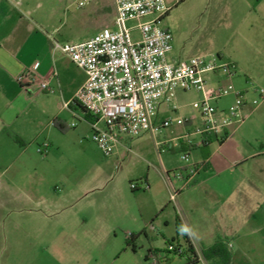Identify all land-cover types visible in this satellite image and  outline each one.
<instances>
[{"label": "rangeland", "instance_id": "rangeland-1", "mask_svg": "<svg viewBox=\"0 0 264 264\" xmlns=\"http://www.w3.org/2000/svg\"><path fill=\"white\" fill-rule=\"evenodd\" d=\"M79 1L23 0L34 23L42 21L34 24L36 38L48 39L51 47L53 41H85L92 28L80 25L79 19L89 10L93 18V8L107 0H93L82 7ZM210 1L180 0L161 18L158 26L171 34L174 47L184 54L178 60L167 55L169 62L195 57L190 54L216 37L218 13ZM104 21L99 18V25L109 18ZM54 28L58 29L54 32ZM131 36L134 41L139 39L136 30ZM23 93L25 105L15 110L0 108V264H150L145 260L143 241L142 246L136 243L134 251L125 244L132 226L128 218L138 217L139 209L150 215L153 203L163 199L158 187L149 190L143 184L133 191L129 184L140 183L141 175L160 166L155 142L172 141L174 151H165L167 167L186 165L176 138L200 122L191 108L200 95L174 90V99L163 100L171 109H162L153 117L155 125L167 119L171 125L154 136L142 133L132 138L130 152L115 158L102 155L89 139L78 143L70 130L60 133L52 127L49 119L57 108L53 94ZM191 118L194 125H183ZM14 135H21L23 146L14 141ZM45 143V154H39L37 149ZM215 147L214 143L210 150ZM253 164L263 168L264 158ZM167 205L161 216L174 215L172 202Z\"/></svg>", "mask_w": 264, "mask_h": 264}, {"label": "crops", "instance_id": "crops-1", "mask_svg": "<svg viewBox=\"0 0 264 264\" xmlns=\"http://www.w3.org/2000/svg\"><path fill=\"white\" fill-rule=\"evenodd\" d=\"M179 1L164 0L168 8ZM210 3L218 13L216 37L208 39L202 48L190 55H217L221 62L235 65L232 78H226L217 71L208 74L205 80L208 84H230L234 91L243 94V111L248 116L243 123L227 128L222 141L210 137L204 145L190 149V163L196 166V174L177 193L172 202L174 215L169 216H161L168 209L169 201L170 185L165 172L171 174L184 165L167 167L166 152L174 150L172 141L164 145V150L157 153L160 166L141 175L139 178L143 180L138 188L141 189L143 184L149 190L158 187V196L163 201L153 203L150 215L139 209L138 217L128 218L132 224L129 233L132 234L134 250L136 243L141 242L142 246L143 241L142 248L148 262L151 255L157 254L163 257L164 264H264V167L258 168L253 164L256 159L264 158V99L256 106L251 104V100L256 98L254 90L264 89V0H211ZM93 11V18L91 10L84 11L83 17L78 18L80 25L92 28V34L85 40L104 27L113 28V0L105 1ZM30 16L31 12L23 0H0V108L15 110L25 105L23 88L14 78L38 62L37 78L49 80L57 106L49 119L52 127L60 133L70 130L81 143L88 139L91 121L74 102V94L86 76L65 55L54 54L48 39L36 38L34 24H42V21L34 23ZM99 18L105 21L109 18V21L99 25ZM172 54L177 60L184 58L182 50L174 47L173 39L166 59ZM36 88L33 86L29 93H37L39 90ZM233 97L229 94L218 100L215 106L224 110L232 103ZM164 103L163 100L159 102L156 113L171 109ZM54 120L59 121L63 131L53 126ZM72 123L75 126L70 127ZM13 139L23 146L21 135H14ZM214 143L216 147L211 151ZM131 144V139L124 138L123 147H118L113 156H122L126 151L124 146L130 148ZM163 152L164 157L161 155ZM217 155L219 159H215ZM170 184L176 189L181 186L172 176ZM178 223L181 227H188L192 234L184 233V239ZM168 242L179 246L187 244L192 252L181 256L165 254ZM211 249L213 252L205 257Z\"/></svg>", "mask_w": 264, "mask_h": 264}, {"label": "built area", "instance_id": "built-area-1", "mask_svg": "<svg viewBox=\"0 0 264 264\" xmlns=\"http://www.w3.org/2000/svg\"><path fill=\"white\" fill-rule=\"evenodd\" d=\"M93 0H82L78 7ZM115 16L113 28L104 27L85 41L60 44L52 42V51H59L72 64L84 72V83L74 94L76 102L90 115V133L87 138L104 156H112L122 146L124 138L132 139L142 133L154 136L171 125V120L153 123V117L160 101L174 99L173 91H195L200 100L193 102L191 108L200 122L192 130L176 138V146L184 144L187 149L180 151V158L186 163L165 177L169 182V201L174 202L180 189L185 188L196 174V166L187 163L189 151L193 146H202L210 137L218 142L226 135L225 130L241 124L247 118L243 109L245 98L233 90L230 84H208L205 77L221 71L224 77L235 75L233 63H223L219 56H195L178 62H169L166 54L171 50V34L158 26L161 18L168 11L164 0H113ZM132 23V26H128ZM136 30L139 39L134 41L131 32ZM38 62L15 76L16 83L23 90L36 86L41 92L52 93L47 78L39 79L36 75ZM55 76V74H54ZM256 98L252 106L264 99V89L254 90ZM233 94L232 103L224 110L214 105L221 98ZM214 103V104H213ZM67 104H64L66 107ZM176 108L173 107V110ZM194 118L185 119L183 125ZM75 126L72 123L70 127ZM169 142H155L157 153H161ZM123 147V146H122ZM48 144L37 149L45 154ZM130 152L128 146H124ZM170 176L181 183L176 189L170 184ZM140 183H130V190H138ZM131 234H126V237ZM183 246L172 242L165 244V254L180 256ZM161 255H151L150 264H164Z\"/></svg>", "mask_w": 264, "mask_h": 264}, {"label": "trees", "instance_id": "trees-1", "mask_svg": "<svg viewBox=\"0 0 264 264\" xmlns=\"http://www.w3.org/2000/svg\"><path fill=\"white\" fill-rule=\"evenodd\" d=\"M88 117L90 118V121H93V118H92L90 115H88ZM53 126H55L59 131H63V129L60 127L59 121L54 120V121H53ZM180 149H181V150H185V149H187V147H186L184 144H182L181 147H180ZM178 227H179V229L181 228L180 223H178ZM182 236H183V238L185 239L184 234H182ZM132 240H133V239H132V234H131L130 236L126 237L125 244H126L127 247H130L131 251H134ZM168 243H169V242H168ZM183 248H184V252H183V254L186 253V252H187V253H188V252H189V253L192 252L190 246L187 245V244H186V246H183ZM212 252H213V249H211V250L209 251V253H205V257L208 256V254H210V253H212ZM183 254H182V255H183ZM180 256H181V255H180Z\"/></svg>", "mask_w": 264, "mask_h": 264}, {"label": "clouds", "instance_id": "clouds-1", "mask_svg": "<svg viewBox=\"0 0 264 264\" xmlns=\"http://www.w3.org/2000/svg\"><path fill=\"white\" fill-rule=\"evenodd\" d=\"M179 231L181 232V234H184V233H188L189 235L192 234V233H191V230H190L188 227H186V226H182V227L179 229Z\"/></svg>", "mask_w": 264, "mask_h": 264}]
</instances>
